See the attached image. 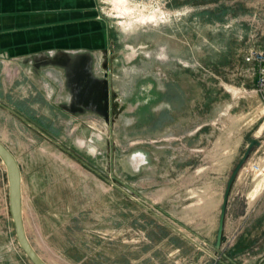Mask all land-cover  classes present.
Wrapping results in <instances>:
<instances>
[{"label":"rangeland","instance_id":"obj_1","mask_svg":"<svg viewBox=\"0 0 264 264\" xmlns=\"http://www.w3.org/2000/svg\"><path fill=\"white\" fill-rule=\"evenodd\" d=\"M209 1L100 0L117 38L90 65L108 79L106 115L65 67L25 76L0 59V140L47 263L264 264V88L247 59L264 51V0ZM33 83L44 95L27 101ZM0 264H33L1 154Z\"/></svg>","mask_w":264,"mask_h":264},{"label":"crops","instance_id":"obj_2","mask_svg":"<svg viewBox=\"0 0 264 264\" xmlns=\"http://www.w3.org/2000/svg\"><path fill=\"white\" fill-rule=\"evenodd\" d=\"M112 28L100 0H0V59L19 60L24 74L61 67L47 64L49 56L85 53L93 61L110 53ZM30 88L25 100L44 95L43 85Z\"/></svg>","mask_w":264,"mask_h":264},{"label":"water","instance_id":"obj_3","mask_svg":"<svg viewBox=\"0 0 264 264\" xmlns=\"http://www.w3.org/2000/svg\"><path fill=\"white\" fill-rule=\"evenodd\" d=\"M46 63L65 67L68 71V77L70 76L71 82L73 81L72 88L73 91L76 92L77 97L81 98L87 106H93L92 108H95L97 111L105 115L107 114L109 95L108 79L98 80L93 77L90 70L92 59L88 54H76L74 57L68 56L67 54L49 56ZM256 144H260V142L252 140L245 155L232 173L223 205L222 217L224 215L227 196L233 178ZM0 154L5 160L7 158L6 161L10 168V210L18 243L33 264H49L36 251L26 233L21 204V169L12 151L1 140Z\"/></svg>","mask_w":264,"mask_h":264},{"label":"built area","instance_id":"obj_4","mask_svg":"<svg viewBox=\"0 0 264 264\" xmlns=\"http://www.w3.org/2000/svg\"><path fill=\"white\" fill-rule=\"evenodd\" d=\"M248 61H258L260 63L258 86L264 88V51H252L247 56ZM256 168L258 165H254ZM258 169V168H257Z\"/></svg>","mask_w":264,"mask_h":264},{"label":"bare ground","instance_id":"obj_5","mask_svg":"<svg viewBox=\"0 0 264 264\" xmlns=\"http://www.w3.org/2000/svg\"><path fill=\"white\" fill-rule=\"evenodd\" d=\"M119 14H118V16H122V15H128L129 14V9L128 8H122L121 6H119ZM156 18H157V16H156V14L155 15H153V16H143L142 15V18L140 19L141 21H143V22H145V21H147V20H156ZM139 19V18H138ZM122 22V21H121ZM148 22V21H147ZM125 26H126V24H124ZM130 26L131 25H127V28L129 27L130 28ZM6 158V157H5ZM6 160H7V158H6ZM258 190H259V188H258Z\"/></svg>","mask_w":264,"mask_h":264},{"label":"trees","instance_id":"obj_6","mask_svg":"<svg viewBox=\"0 0 264 264\" xmlns=\"http://www.w3.org/2000/svg\"><path fill=\"white\" fill-rule=\"evenodd\" d=\"M211 1H216V0H210L209 2H211Z\"/></svg>","mask_w":264,"mask_h":264}]
</instances>
